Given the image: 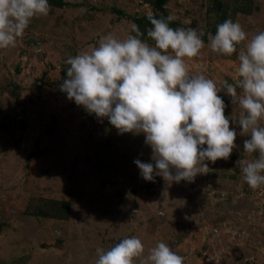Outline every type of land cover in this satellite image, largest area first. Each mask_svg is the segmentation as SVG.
Returning <instances> with one entry per match:
<instances>
[{"label":"rangeland","instance_id":"rangeland-1","mask_svg":"<svg viewBox=\"0 0 264 264\" xmlns=\"http://www.w3.org/2000/svg\"><path fill=\"white\" fill-rule=\"evenodd\" d=\"M223 1L218 16L209 0H48V15L0 49V264H95L97 249L132 236L144 256L164 242L183 264H264V185L253 190L242 179L237 162L253 159L243 156L249 137L223 89L238 79L247 40L264 31V0ZM149 15L203 31L205 47L185 60L188 72L213 79L237 132L230 157L205 161L207 173L192 182L145 181L134 163L152 162L145 135L120 134L60 90L65 61L105 36L125 39L135 23L151 44ZM228 19L247 35L224 56L208 36Z\"/></svg>","mask_w":264,"mask_h":264},{"label":"clouds","instance_id":"clouds-1","mask_svg":"<svg viewBox=\"0 0 264 264\" xmlns=\"http://www.w3.org/2000/svg\"><path fill=\"white\" fill-rule=\"evenodd\" d=\"M48 0H0V49L14 47L33 18L47 16ZM173 16H148L147 38L135 23L125 39L109 34L90 52L69 57L60 90L97 118H106L120 134L145 135L150 163L134 161L145 181L192 182L207 173L205 161L227 160L236 147L225 103L213 79L190 75L185 60L205 47L203 31L172 28ZM246 32L231 19L209 34L213 53L231 56L246 41ZM238 79L223 81V89L238 104L240 135L247 134L238 161L242 179L256 190L264 185V31L247 40L238 55ZM206 145L207 147H203ZM95 264H183L184 258L159 242L144 256L142 241L124 238L110 250L97 249Z\"/></svg>","mask_w":264,"mask_h":264},{"label":"crops","instance_id":"crops-1","mask_svg":"<svg viewBox=\"0 0 264 264\" xmlns=\"http://www.w3.org/2000/svg\"><path fill=\"white\" fill-rule=\"evenodd\" d=\"M209 2L211 3L210 8L212 9V11L216 14H223V12H226L227 10V1H223V0H209Z\"/></svg>","mask_w":264,"mask_h":264},{"label":"trees","instance_id":"trees-1","mask_svg":"<svg viewBox=\"0 0 264 264\" xmlns=\"http://www.w3.org/2000/svg\"><path fill=\"white\" fill-rule=\"evenodd\" d=\"M60 3L62 4L61 6H63V1H61ZM59 6H60V5H59Z\"/></svg>","mask_w":264,"mask_h":264}]
</instances>
